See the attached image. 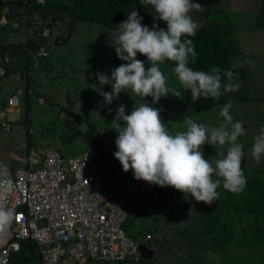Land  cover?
<instances>
[{
    "label": "rangeland",
    "instance_id": "obj_1",
    "mask_svg": "<svg viewBox=\"0 0 264 264\" xmlns=\"http://www.w3.org/2000/svg\"><path fill=\"white\" fill-rule=\"evenodd\" d=\"M65 2L68 1L64 0L62 3ZM193 2L198 3V0H193ZM263 2V0H204L203 3H198L204 7L202 12L195 10L191 12V15L199 25L202 23V20L208 18L210 20H222L224 12L227 14V17L234 24L236 40L239 42L238 46L242 52L244 53L242 46L249 49L252 48L253 50L248 55L242 56V54H238L235 57L239 66L249 73L250 79L253 74L264 72V40L263 35H257L263 31V28L257 22V19H254L258 18L257 14L264 13V8L261 7V3ZM39 4L43 5L42 3ZM63 18V21L62 18H58L55 20L57 23H54L55 26H59L57 29L60 31V34H65L66 23L68 22L66 16H63ZM242 32L249 36L245 39H240L241 35L238 34ZM74 34L76 35L74 39L66 42L61 47V60L64 59V63L62 65L59 64L57 72L54 71L55 76L51 72L49 74L54 79L48 83L47 74L46 83L43 86H38L35 89L36 95L33 94L31 96L29 124L24 123L23 119H21L20 122L12 125L11 132L8 134L0 127V165L7 168L8 174L12 169L17 170L24 167L27 134H30L31 142L38 149L48 147L58 150L64 158L74 157L87 151H95L99 147L101 162L99 161L96 167L100 174L101 187L103 193L109 198L111 203L120 206L125 211L126 219L122 225V229L126 236L136 239L138 235L149 233L155 238L163 235L162 238L167 240L166 233L168 227L164 222L161 223L160 221V218L167 213L162 210L159 202L157 204L151 203V190L157 185L134 179L131 170L128 172L123 171L119 161L114 158L113 153L116 151L114 141L118 133L112 127L111 122L115 117L116 109L120 105V102L113 100L110 105L105 104L103 97L92 88L93 85L99 87L96 73H105L110 77L112 69L125 63V61L117 58L113 47L117 46L115 44L117 31L96 23H81L76 27ZM254 35L257 36L253 37ZM248 43L249 45H247ZM94 50H96L95 53ZM136 58L144 61L145 67H148L147 58L141 57L138 53ZM72 63L77 67L72 70L67 69L66 66L72 65ZM97 67L101 69L99 70ZM160 67L167 77L168 85L180 88L181 86L176 76L167 65L163 63ZM102 68L108 69L106 70L107 72ZM251 70H255V72H250ZM78 71L80 72L78 73ZM80 77L86 80L89 79V83L93 81V84L90 83L88 85V83L82 82L83 80ZM8 83V80L1 83L3 89L0 91V98L5 97ZM106 86L108 85L101 88V91L107 92L109 88L111 89L110 85L108 88H105ZM258 93H264V79L261 81L259 88L256 86L252 87L251 83H249L248 88L244 87V85L239 87V90L234 93L235 101L229 99L233 105L230 112L234 121L242 119L244 121L243 126L247 130L246 135L238 139V142L244 145L243 151L245 155L242 168L247 178L254 173L252 169L246 168V164L249 161H254L251 155L254 137L264 129V99L250 98V95L252 97V95ZM120 94H123L125 97L130 96V94L123 91ZM242 94L248 98L242 100L236 99ZM182 98H184V94ZM140 102L136 100L132 104H124L126 106L125 114H130L133 106ZM72 103H76V107H69V104ZM146 103L148 102L146 101ZM223 105L189 111L192 112V115L194 114L195 119L193 120L195 122L204 123L210 127L219 126L224 122L223 117L220 116ZM22 109L24 111V106ZM69 109L71 113L68 112ZM181 116L183 114L179 112L176 120L173 117H169L170 131L185 130L183 129L181 120L183 117L180 118ZM175 125L177 126L176 128ZM203 146L202 151L205 158H209L210 160L221 158L218 155L219 151H221L220 147L210 146L207 149V147ZM226 148L227 145L224 146L225 152ZM262 160L264 165V159ZM0 176H5L2 169H0ZM234 202L231 198H223L222 202L219 203L223 208L221 216L224 217L222 218L219 212L207 213L210 223L213 225L215 223L221 224L222 229L226 227L219 233L223 236V241L219 246L222 245L221 248L225 253L224 260L220 264H264V247L260 245L257 238L260 235L259 231L256 232L260 229L255 231L254 228V223L258 222L254 221L251 211L245 212V221L243 217L244 223L241 221V215L235 217L231 210ZM239 213L241 214L242 211H239ZM235 220H238L242 224L241 229L238 228V225H235ZM261 227H264V222L261 224ZM212 235L215 234L212 233ZM155 238L144 245L147 247L148 245L156 246L158 240H155ZM164 243L162 241V245ZM189 246L190 248L192 247L191 249L196 247L195 243L189 244ZM191 249L188 251L197 253V255L199 253L202 255L200 258H203L201 250L199 251L202 253L198 250L195 252L196 249ZM162 251L167 252V249L164 248ZM179 259H175L177 260L176 264H196L185 261L182 258V260ZM162 261L168 263L171 259L162 258ZM111 264L153 263L145 257L139 263L113 262Z\"/></svg>",
    "mask_w": 264,
    "mask_h": 264
},
{
    "label": "clouds",
    "instance_id": "obj_2",
    "mask_svg": "<svg viewBox=\"0 0 264 264\" xmlns=\"http://www.w3.org/2000/svg\"><path fill=\"white\" fill-rule=\"evenodd\" d=\"M141 3L152 6L154 18L165 23L166 29L156 23L151 28L142 24L143 17L133 8L127 19L115 26L118 29L117 46L113 47L117 58L125 63L112 69L110 77L96 73L99 87H92L108 105L118 99L122 91L131 97H139L141 101L133 106L130 114H125L123 103L116 109L111 122L118 133L114 141V158L123 171L131 170L134 179L159 187H172L208 205L219 198L217 189L221 186L235 194L242 192L247 186V177L242 168L244 145L238 139L245 136L247 130L242 119L234 121L230 112L233 107L231 101L221 108L220 116L224 122L219 126L197 123L185 115L182 119L185 130L175 132L163 122L160 115L162 107H152L144 102L145 97H152V104L162 97L182 98L186 91H190L193 101L201 97L219 99L225 93L239 90V84L233 82L238 79V74L231 69L224 71L227 82L222 83L219 66H212L210 71L194 70L188 66L189 61L195 62L197 57L195 45L188 37L195 36L199 29V23L191 12H202L204 7L193 0H141ZM137 53L147 58V68L144 61L136 58ZM165 61L174 62L172 72L180 88L168 85L160 67ZM104 85H110L111 91H101ZM12 90L23 91L21 107L29 89L25 92V88L12 87ZM6 104L8 106V99ZM205 144L219 146L221 158H205L202 151ZM251 155L257 163L264 159V129L254 137ZM0 169L7 177L0 182V232H3L17 214L14 208L3 202V195L11 192L14 185L7 168L0 165Z\"/></svg>",
    "mask_w": 264,
    "mask_h": 264
},
{
    "label": "built area",
    "instance_id": "obj_3",
    "mask_svg": "<svg viewBox=\"0 0 264 264\" xmlns=\"http://www.w3.org/2000/svg\"><path fill=\"white\" fill-rule=\"evenodd\" d=\"M7 23L3 15L0 30ZM41 36H49L48 28ZM37 55L47 53L41 50ZM3 73L0 67V75ZM23 94L22 90L10 91L8 106L18 110ZM0 126L10 131L2 114ZM99 157L93 150L70 158L48 147L28 150L26 166L10 176L13 190L2 197L17 215L0 232V264H9L25 240L35 242L40 264L142 261L139 241L126 236L122 229L125 211L103 193L96 167ZM6 178L0 176V182ZM144 240H150V236Z\"/></svg>",
    "mask_w": 264,
    "mask_h": 264
},
{
    "label": "crops",
    "instance_id": "obj_4",
    "mask_svg": "<svg viewBox=\"0 0 264 264\" xmlns=\"http://www.w3.org/2000/svg\"><path fill=\"white\" fill-rule=\"evenodd\" d=\"M17 1L19 2L22 0H0V18L3 15H5V18L8 22L7 25L2 26L1 30H0V38L5 39V41H8V42L14 41V42L25 43L28 39H30V37L32 35L29 34V32L32 31V29H30L31 26L26 25L27 22H30L31 23L30 25H33V23H41V20L43 19L44 22H46L48 24L57 23V21H53V19H52L53 15L48 13L47 6H48V1L51 3H62L61 0H46V4L40 5V7L35 9V10L33 9L31 15L26 14L25 13L26 10L25 11L23 10L25 8L26 9L28 8L26 4L22 5L21 8H18L19 10H14L12 8L10 9L5 4L7 2H17ZM1 5H3V6L1 7ZM30 5L31 4H29V6ZM10 14L15 15V17H14L15 20L9 19ZM20 14H22V15H20ZM43 17H45V18H43ZM17 19H19L20 21H18ZM63 20H64V18L62 19V21ZM57 27H59V26H57ZM48 30H49V28H48ZM59 33H60V31L58 30L57 34H59ZM74 33H75V30L69 38H66V32H65V34L63 33L61 37H62V39L63 38L64 39L66 38V39L65 40L60 39V40H58V42L56 44L51 43L52 39L48 40L49 41V48L47 50V55L43 58V60L40 64L41 65V71H36L32 75L33 79H31V82L29 83L28 88H29V92L31 93V96L33 94H35V92H36L35 89H37L38 86L39 87L43 86L46 83L45 80L47 79V77H46L47 74H48V83L52 79H54L53 77L49 76V74L51 72V73H53L52 75L55 76L54 71L57 72L56 70H57V67H59V64L62 65L64 63V59L61 60V56H62L61 47L64 46L66 42H69L72 39H74V37L76 36ZM260 34H263V33H259L257 35H260ZM238 35H241L240 39H242V38L245 39L246 37L249 36V35H246L244 32H242L241 34L239 33ZM257 35H254L253 37H256ZM263 40H264V36H263ZM238 45H239V42H238ZM247 45H249V43ZM242 48H243L244 53H247V54H244L240 48V54H242V56L248 55L249 53H251L253 51L251 47H250L251 49L245 48L243 46H242ZM95 52H96V50H94V53ZM235 57H234V59H235ZM36 67L37 68L39 67L38 63H36ZM76 67L77 66H75L74 63H72V65L66 66V68L67 69L69 68L70 70H72L73 68H76ZM97 69L100 70L101 68L97 67ZM102 69H104L105 71L108 70L105 68H102ZM79 72L80 71H78V73ZM250 72H255V70L254 71L251 70ZM80 79L83 80L82 82H84L86 84L88 83V85L93 82V81H91L89 83V79L86 80V79L81 78V77H80ZM263 79H264V72H262L260 74H253L251 79L249 77V73L247 72V78L245 80L244 87L248 88L249 83H251L252 87L256 86L257 88H259L260 83ZM6 80H8L9 83H8V86L6 89L5 97L0 98V115L1 114L4 115L5 120L8 121L9 126H10V131L8 133H10L12 125H14L17 122H20V119L22 118V111H23L22 107L24 106V108H25V104H23V102H22V106L20 107L19 111H17V110H14L12 108H9L6 104V101L8 99L10 91L12 90V87L22 88V89L25 88V79L19 75L8 76V77L4 78L2 81H0V91L3 89V87H1V83H3ZM104 86L102 88H104ZM108 86H106L105 88H108ZM110 90L111 89L109 88V90L107 92H110ZM255 97L258 99H263L264 93H258V94L252 95V97L250 95V98H255ZM183 99L184 98H176L173 96H167V97H162L156 104H152V97H145L144 102L147 101L148 104L152 107H156V108L162 107L163 108V111L160 113V115L162 117L163 122L167 124V127L170 130L171 127H170L169 117H173L176 120L178 115H179V112H181L183 114V116H181L180 118L184 117L185 115H188L192 119H195L194 114L192 115L191 114L192 112L189 111L192 109H190L186 106V104L184 102L185 100H183ZM115 100L120 102V104L121 103L132 104L136 100L140 101L139 97H134V96L133 97H131V96L125 97L123 94H120L119 98L115 99ZM75 105H76V103H72V104H69V107H71V106L76 107ZM218 106H221V105H218ZM70 109L68 112L71 113ZM29 118H30V116H29ZM176 127L177 126L175 125V128ZM178 127H180V126H178ZM183 129H185L184 125H183ZM4 132L6 134H8L5 130H4ZM0 134H1V131H0ZM210 146L211 145H209V144H205L203 147H207V149H208V147H210ZM218 147L219 146H216V148H218ZM32 148L38 149L35 146ZM95 151H97V152L99 151V153L101 154L100 149L95 150ZM99 161L101 162V156L99 157L97 163ZM24 162H25L24 163V167H25L26 166V156H25ZM246 168L252 169L254 172L252 174H255L258 177L264 178L263 160L260 163H257L255 160L249 161L246 164ZM11 171L15 172L16 170L12 169ZM252 174L249 175V177H251ZM174 191H175V198L174 199L168 201L167 203H160V205L162 206V210H164L167 213L165 216L160 218L161 223L164 222V224L168 227V231L166 233L167 240L165 238H162L163 235L160 236L159 238H155L152 235H150L149 233H145L144 235H138L135 240L139 241V243L143 244V245L145 243H149L154 238H155V240H158V244L156 246H149L148 245V248L152 250V254L150 255V257L148 259L150 261H152L153 264H169V262H170V264H172V263L176 264L177 260H175V259H178V258H180V259L182 258L185 261H190V262L196 263V264H220L224 260L225 253L223 252V250L221 248L222 245L219 246V244L223 241V236L220 235L219 233H221L224 230V228H226V227H224L222 229L221 224L218 225V223H215V225H213L212 223H210L208 220L209 217L207 218V213L209 214V212H213V213L219 212L220 213L219 215L221 216L222 215L221 212L223 211V208H222L221 204H219V203L222 202L223 198L224 199L225 198H227V199L231 198L232 200L235 201L231 207V210L233 211V215L235 217L236 216L239 217L241 215V217H242L241 221L244 223L245 212L251 211L250 208L254 203H256L255 200L257 198L256 197L252 198L251 196H247L248 198H246L245 189L238 194H233L230 191L225 190L221 186L217 189V191L219 192V198L215 202H213L211 205H208V204H205L204 202H197L190 195L187 196V194H183V193H181L175 189H174ZM172 205H177V206H179V208L174 209V207ZM180 206H182V207H180ZM184 206H186V207L183 208ZM257 209L260 210L259 207H257ZM239 211H242V213L240 214ZM251 213H253L254 221L258 222V223H254V228L256 231L257 229H260L261 224L264 222V219H263L264 214L254 213V212H251ZM222 217H224V216H221V218ZM243 217H244V221H243ZM248 217L251 218L250 216H248ZM172 220H174V221H172ZM200 222H201V224H200ZM235 223H236L235 225H238V228H240V229L242 228V224L238 220H235ZM154 224H156V223L154 222ZM169 225H171V227H169ZM261 228L264 229V227H261ZM258 231L259 230H257L256 232H258ZM212 233L215 235H212ZM146 236H150V240L145 241L144 238ZM162 241L165 242L164 245H162ZM193 243H195L196 247L191 249L192 247L190 248L189 244L192 245ZM164 248L167 249V252L162 251ZM189 249H191V250L196 249L195 252H197V250L198 251L201 250L203 252V258H200L202 256L201 254L198 253V255H197V253H191L190 251H188ZM201 251H199V252H201ZM162 258H168V259H171V261H168V263H166L165 261H162ZM207 259H209V261H207Z\"/></svg>",
    "mask_w": 264,
    "mask_h": 264
},
{
    "label": "trees",
    "instance_id": "obj_5",
    "mask_svg": "<svg viewBox=\"0 0 264 264\" xmlns=\"http://www.w3.org/2000/svg\"><path fill=\"white\" fill-rule=\"evenodd\" d=\"M36 1L37 0H22L19 2H7L5 4L10 9L12 8L14 10H19L18 8H21L22 5L26 4L28 8L25 13L31 15L33 9L35 10L40 7V4H37ZM61 1L64 2V0ZM67 1L68 2L65 3H51L48 1L47 6L48 13L54 17H52L53 21H55L58 16L60 19H63V16L67 17L68 22L66 23V38H69L78 24L81 23H96L109 29L118 31L115 26L126 20L128 14H130L133 8H135L139 15L143 17L141 23L148 26L149 28H151L154 23L158 24L160 28L166 29L167 27L165 23H161L154 18L155 11L152 6L143 5L141 0ZM203 2L204 0H198V3ZM29 4L32 5L29 6ZM44 4H46V0H44ZM2 6L3 5H1V7ZM58 13L59 15L57 16ZM14 17L15 15L13 14L9 15L10 20H15ZM223 17L224 18L222 20H210L209 18L202 20L196 35L193 37H188V39L193 41V44L195 45V52L197 53L195 62L190 60L188 66L194 70L203 71H210L212 66H219L221 69L222 83L227 82V78L223 76L224 71L231 69L234 73L238 74V79H235L233 82L239 84V87H242L247 78V71L239 66L234 59L235 56L240 54V48L235 36L234 24L232 21H230L225 12ZM17 20L20 21L19 19ZM258 23L264 29V19L260 18ZM30 24V22L26 23V25L31 26L30 29H32V36L25 43L14 41L8 42L5 41V39L0 38V67L4 70V74L0 76V81L12 75L22 76L25 79V92H27L29 89V83L31 82V79H33L32 75L36 71H41L40 64L45 56H38L37 54L41 50H44L47 53L49 48V39H52V44H56L58 40L62 39V34H57V26L52 23L48 24L42 19L41 23H33V25ZM46 28H49V36L47 38L41 36V32ZM183 38L184 37H182V39ZM140 56L146 58L145 56ZM36 63L39 64L38 68L36 67ZM164 63L172 72V68L175 66L174 62L165 61ZM234 93L235 92L225 93L220 96L219 99H205L201 97L200 100L193 101L191 99L190 91H186L184 93V100L186 106L190 109H204L225 104L227 101H229V99L235 101ZM245 98H247V96H243L242 94L236 99L242 100ZM31 101V93L28 91L24 95L23 99L25 108L22 119L26 124H29ZM32 147H34V145L31 142L30 134H27L26 154ZM97 150H99V147ZM99 155L101 156L100 153ZM13 174L14 172L11 171L9 172L8 176H13ZM244 189L246 198H248L247 196L257 198L255 200L256 203H254L250 208L251 212L264 214V178L252 174L251 177L247 178V186ZM172 206L174 209L179 208L177 205ZM185 207L186 206L183 208ZM257 207H259L260 210H258ZM259 234L260 235L257 236V238L260 245L264 247V229L260 228ZM9 264H40V257L38 256L35 242L30 240L22 241L20 251L11 256Z\"/></svg>",
    "mask_w": 264,
    "mask_h": 264
},
{
    "label": "water",
    "instance_id": "obj_6",
    "mask_svg": "<svg viewBox=\"0 0 264 264\" xmlns=\"http://www.w3.org/2000/svg\"><path fill=\"white\" fill-rule=\"evenodd\" d=\"M151 195H152L151 203L153 204H157L158 202L167 203L168 201L175 198V191L174 188L169 186H165V187L155 186L151 190ZM139 250L141 252L142 259L145 257L149 258L150 255L152 254V250L143 244H139Z\"/></svg>",
    "mask_w": 264,
    "mask_h": 264
},
{
    "label": "flooded vegetation",
    "instance_id": "obj_7",
    "mask_svg": "<svg viewBox=\"0 0 264 264\" xmlns=\"http://www.w3.org/2000/svg\"><path fill=\"white\" fill-rule=\"evenodd\" d=\"M261 7H263L264 8V4L263 3H261ZM257 16H258V18H254V19H257V22L260 20V18H263L264 19V13H262V14H257ZM263 31L261 32V33H263V34H260V35H263L264 36V29H262Z\"/></svg>",
    "mask_w": 264,
    "mask_h": 264
}]
</instances>
